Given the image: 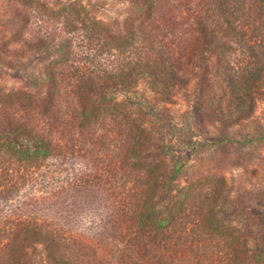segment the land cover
Returning a JSON list of instances; mask_svg holds the SVG:
<instances>
[{
	"label": "rangeland",
	"instance_id": "1",
	"mask_svg": "<svg viewBox=\"0 0 264 264\" xmlns=\"http://www.w3.org/2000/svg\"><path fill=\"white\" fill-rule=\"evenodd\" d=\"M0 264H264V0H0Z\"/></svg>",
	"mask_w": 264,
	"mask_h": 264
},
{
	"label": "trees",
	"instance_id": "2",
	"mask_svg": "<svg viewBox=\"0 0 264 264\" xmlns=\"http://www.w3.org/2000/svg\"><path fill=\"white\" fill-rule=\"evenodd\" d=\"M209 32L211 33V35L214 34L213 30H210ZM243 82L246 86H255L256 85L252 81L249 82L246 80ZM31 146H33V148H34L33 153H35V154H38L39 152L46 153V151H47L46 143L41 139H36V138L33 139L31 141ZM23 152H24V150H23ZM178 169L179 168H177L176 170H178ZM147 215H148V211L143 213L144 218H146ZM152 220L156 226L162 227L168 221V216H164L163 214L159 213V214L155 215L152 218Z\"/></svg>",
	"mask_w": 264,
	"mask_h": 264
}]
</instances>
